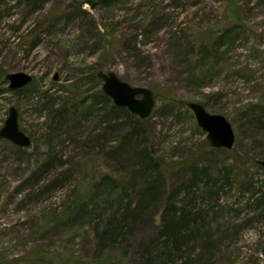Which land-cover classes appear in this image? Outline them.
Instances as JSON below:
<instances>
[{
	"label": "rangeland",
	"instance_id": "obj_1",
	"mask_svg": "<svg viewBox=\"0 0 264 264\" xmlns=\"http://www.w3.org/2000/svg\"><path fill=\"white\" fill-rule=\"evenodd\" d=\"M91 1L0 0V128L14 108L31 141L0 139V264H264V0ZM99 71L149 89L152 116L115 110ZM13 73L32 82L9 90Z\"/></svg>",
	"mask_w": 264,
	"mask_h": 264
},
{
	"label": "water",
	"instance_id": "obj_2",
	"mask_svg": "<svg viewBox=\"0 0 264 264\" xmlns=\"http://www.w3.org/2000/svg\"><path fill=\"white\" fill-rule=\"evenodd\" d=\"M96 77L103 82L101 93L109 98L115 107L126 109L140 120L152 116L156 101L149 89L131 87L112 72L99 71ZM56 79L55 76L53 80ZM4 80L9 82V90H18L30 84L32 77L23 73H13L6 74ZM188 107L194 115L198 128L206 133V141L212 149L229 151L233 148L235 135L230 123L223 116L208 114L200 104L190 103ZM17 118L16 109L10 108L0 128V139L7 140L20 149H27L31 141L19 130ZM257 164L262 168L264 178V161H258Z\"/></svg>",
	"mask_w": 264,
	"mask_h": 264
},
{
	"label": "trees",
	"instance_id": "obj_3",
	"mask_svg": "<svg viewBox=\"0 0 264 264\" xmlns=\"http://www.w3.org/2000/svg\"><path fill=\"white\" fill-rule=\"evenodd\" d=\"M102 1L106 2V3H112V2H117V1H120V0H102ZM86 3L90 4L92 6L94 4V2H92L91 0H86ZM114 109L115 110H120V111H123V112H127L126 109H124V108H114ZM151 164L154 165L153 163H151ZM45 166H47V165H45ZM54 183H56V181H54L53 184ZM146 192H148V194L151 195L152 198H154V195H155V192H156V188L153 187L152 185H148V187L146 188ZM173 208L174 207H172V206H168L167 207V211H168L166 213L167 214V222H169L171 224H170V226L166 227L167 230L164 232V234L168 235V238L170 239L171 243L174 241L173 244H176V242H178L179 238H177L175 235H177L179 233V231H180V226H179L180 222L183 219H185V216H182V217L179 218V220L175 221L174 219H172V215H171L172 211H173ZM119 211L120 210H118V212ZM118 212H116L117 214H115L109 220H107V222L104 223L102 229L100 230L99 236L103 240H106V241H109V242L114 241L117 237H121L125 233L126 230L130 229V227H128L126 225V223H125V216L128 215L129 210H127V211L126 210H122V214H120ZM116 217H119L118 220L115 219ZM140 217H141V213L140 212H136V218L139 219Z\"/></svg>",
	"mask_w": 264,
	"mask_h": 264
}]
</instances>
